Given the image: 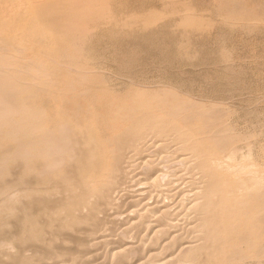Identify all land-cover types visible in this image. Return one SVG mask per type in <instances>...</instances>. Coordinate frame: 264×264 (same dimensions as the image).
<instances>
[{
  "label": "rangeland",
  "instance_id": "374dc122",
  "mask_svg": "<svg viewBox=\"0 0 264 264\" xmlns=\"http://www.w3.org/2000/svg\"><path fill=\"white\" fill-rule=\"evenodd\" d=\"M10 17L5 32L25 49L18 64L33 60L52 85L47 105L54 96L69 111L77 98L73 87L90 85L97 97L78 100L104 139L159 119L153 134L167 139L153 143L155 155H145L166 156L179 145L176 160L184 152L211 165L203 170L206 187H218L220 179L228 189L222 206L220 193L208 200L205 236L214 244L202 248L203 256L218 255L220 264H264V0H0V19ZM96 24L94 58L81 68L66 64L61 47L76 30ZM180 171L184 179L163 183L180 190L166 202L188 225L190 173ZM123 209L116 218L127 215ZM174 241L166 258L178 247Z\"/></svg>",
  "mask_w": 264,
  "mask_h": 264
},
{
  "label": "bare ground",
  "instance_id": "6f19581e",
  "mask_svg": "<svg viewBox=\"0 0 264 264\" xmlns=\"http://www.w3.org/2000/svg\"><path fill=\"white\" fill-rule=\"evenodd\" d=\"M11 18L0 19V264H220L218 255L210 260L202 253L212 243L205 236L208 200L220 193L222 206L228 195L220 179L218 187H206L203 170L211 165L196 164L184 152L176 160L179 145L152 159L153 143L167 139L154 135L159 119L137 123L126 136L108 132L104 139L85 120L86 106L78 100L97 97L90 85L73 87L77 98L69 111L53 95L47 105L43 98L50 97L52 85L33 60L18 64L25 49L5 32ZM100 27L76 30L61 47L66 64L81 68L87 57L94 58ZM180 170L190 173L184 194L189 226L166 202L180 190L163 182L184 179ZM146 193L154 200H145ZM121 208L129 211L118 219ZM162 234L166 238L160 240ZM174 239L180 240L178 247L166 258Z\"/></svg>",
  "mask_w": 264,
  "mask_h": 264
}]
</instances>
